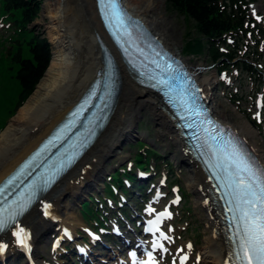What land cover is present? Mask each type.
I'll return each instance as SVG.
<instances>
[{
	"label": "bare ground",
	"instance_id": "bare-ground-1",
	"mask_svg": "<svg viewBox=\"0 0 264 264\" xmlns=\"http://www.w3.org/2000/svg\"><path fill=\"white\" fill-rule=\"evenodd\" d=\"M153 1L123 0L128 10L141 19L153 33H156L157 21L147 20V12L150 11ZM56 3L58 6L51 13V25L49 26L51 41L56 43L50 63L32 93L0 130V180L63 117L95 77L97 69L102 67V48L98 37L109 50H112L117 57L119 56L101 26L95 0H56ZM157 37L167 47H171L163 34L158 33ZM171 48L175 52H179L178 49ZM189 70L201 87V94L208 100L207 104L211 107L213 116L223 119L211 103L213 96L207 94L206 88L203 87L206 83H210L211 79L201 78L203 70L196 65H192ZM119 75V89L112 112L106 125L98 133L90 147L56 184L40 196L38 201L12 228L0 233V243L6 244L5 251L0 254V264H16V259L22 251L18 250L12 241L14 240L13 233L19 228H23L27 233V239L30 243L32 242L33 251V247L39 250V245L46 242L48 234L53 233L54 238L59 236L60 242H63L65 238L63 234L61 235V230L68 229L67 232L70 235L77 234V231L74 230L75 225L66 223V220L61 216V212H64L68 207L62 203L63 199L71 196L83 200L85 198L78 197L82 187H89L92 184L100 187L98 181L95 180L100 178L99 174L102 172L105 162L114 154L119 144L127 139L128 134H131L132 123L143 109H148L153 120L156 121L155 129L156 133L160 131L157 135L161 139V144L170 146L169 148L175 152L178 151L182 160L190 161L188 186L196 193L198 202L208 216L206 221L208 228H206L209 229V233L204 239L205 244L201 255L205 259L208 258L211 264H226L229 261V247L220 229L218 208L212 201L209 180L199 165L185 152L184 142L178 134V129L174 127L173 121L161 105L158 96L138 85L122 66L119 68ZM166 130L171 132L169 139L170 134ZM240 132L239 134L245 140V135L250 133L245 125ZM259 154L264 161V155ZM96 189L98 190V188ZM97 190L88 194L97 193ZM45 205L49 206L47 214H45ZM57 217L59 221H55L54 218ZM124 241L125 239L118 247L104 251H99L95 246H91L89 259L94 264H108L109 260L111 261L109 264H118L120 257L118 255L124 248ZM167 243L168 246L165 250L170 248L169 242ZM185 246V251L174 250L177 254L175 264H183L180 261V256L190 251L187 245ZM25 248H27L26 245ZM28 250L30 251L29 248ZM34 252H36L35 254L39 253V251ZM163 252L164 250L161 253ZM120 264H127V262L122 259Z\"/></svg>",
	"mask_w": 264,
	"mask_h": 264
},
{
	"label": "rangeland",
	"instance_id": "rangeland-1",
	"mask_svg": "<svg viewBox=\"0 0 264 264\" xmlns=\"http://www.w3.org/2000/svg\"><path fill=\"white\" fill-rule=\"evenodd\" d=\"M38 1L40 7L38 17L26 27L21 26L20 23L16 27L13 23V16L9 17V15L2 10L0 0V130L17 111L14 112V109L21 85L16 76L18 61H16L15 58L25 57L29 54L28 42L33 36H45L48 38L51 45V57L56 49V43L51 41V29L49 26L51 25V13L57 8L58 4L56 0ZM254 10H258L261 14L264 10V0H255L252 2L250 4V12ZM147 20L157 21L158 26L155 30V34H163L167 42L170 43L169 46L178 49L179 52L184 51V39L186 37V32L192 30V21L185 19L184 16L174 11L165 0L153 1L150 11L147 12ZM17 39L18 41H16ZM16 45L18 46V51L14 52ZM110 51L117 58L116 54L112 50ZM184 56L191 65H196L203 70L201 78L211 79V81L209 80L210 83H206L203 87L206 88L207 94L213 96L211 103L215 111L217 113L219 112L218 114L221 115L223 120L233 126L238 133H241L240 131L244 125L248 128L250 133L249 135H245L246 140L249 146L261 158L259 153L264 155V87L259 86L255 80L247 77V75L238 68H230L223 74L218 73L205 54ZM119 68H121L120 65ZM259 104L261 105L259 106ZM257 112H259V114H257ZM155 124L156 121L153 120L150 111L148 109H143L132 123L131 134H128L127 139H124L123 142L119 144L114 154L105 162L106 164L99 174L100 178L95 180L98 181L100 187H96L94 184L89 187H82L83 189L81 188L82 190H79L78 197L86 199L87 194L97 190L96 188H98V192H94L95 197L102 195V189L104 187L103 181L107 180V176L119 167L129 165L133 167L137 173H144L145 170L143 168H136L134 165V155L139 153L137 142L141 140L139 138H143L145 140L143 141L145 149L150 148L157 154L165 156L172 164L171 166L175 167L174 180L171 186L166 187L165 181L167 182L166 176L168 169H166L164 165H161L162 163L155 165L154 160H151L148 164V167L151 169L148 172V177H146V182H151L149 193L153 195L156 191H160L161 189L158 188L160 185V187H162V193L164 194L160 199V204H165L170 201L173 202L174 214L165 224L170 236L167 239L170 248L161 253L159 261L163 264H173L177 255L174 250L178 249L179 251V248H181L179 252L185 251V245H187L190 250L187 253L189 255L187 259L189 262L185 264H211L208 258L205 259L201 255L205 244L204 239L206 234L209 233V229H207L208 227L206 225L208 216L207 212L198 202L196 193L188 186L187 180L190 175V161L182 160L178 151L175 152L172 148H169L170 146L168 147L161 144V139L157 135L160 131L156 133ZM166 131L168 132V130ZM168 134H170V136H168L169 139L171 137V132H168ZM142 153L144 154L146 151L143 150ZM170 181L171 180H169V182ZM178 187L180 188L178 189ZM157 188L159 190H157ZM135 196L136 194L132 198L126 196L129 200H127L125 204L131 206V208H129L133 210H131L132 216H134L135 213H143L141 210L140 212L137 210V202L141 200L135 198ZM116 197H119V195ZM81 202L82 200L75 197H65L62 203L68 205V207L64 212H61V216L66 220V223L75 225L74 230L77 231V234H73L75 240L73 239V242L71 241L70 244L73 246L80 244L86 248L82 241L88 240L84 230L89 225L83 221L80 215L79 207ZM108 203L109 204H104V209L103 211L101 210V213H104L107 218L105 223H108L110 219L114 220L117 214L116 210L123 207V204L121 207L118 206L117 203L119 202L113 204L110 200ZM156 205L159 204L156 203ZM56 221H59L58 217ZM126 224L125 231H128L133 237L138 236V230L131 225L129 219ZM111 231L112 229L109 230V232ZM124 233L126 234V232ZM48 235L49 237L46 242L39 245V250L33 247L34 251H39V253L36 254L39 263L74 264L72 254H63L65 250L64 243L55 250L51 249L53 233ZM96 245L100 251L102 247L101 243L96 242ZM110 247L112 248V246ZM122 254V257L127 259L126 249H124ZM76 257H78V254ZM76 257L75 262L78 264ZM23 261V256L19 255L16 259V264H24ZM108 262L110 263L111 261L109 260Z\"/></svg>",
	"mask_w": 264,
	"mask_h": 264
},
{
	"label": "trees",
	"instance_id": "trees-1",
	"mask_svg": "<svg viewBox=\"0 0 264 264\" xmlns=\"http://www.w3.org/2000/svg\"><path fill=\"white\" fill-rule=\"evenodd\" d=\"M177 13L192 21V30L186 32L184 39L185 55H207L219 70H229L234 66L247 77L255 79L260 85L263 81V70L256 65L261 61L264 66V49L251 45L256 37L264 42V27L258 32L251 30L247 19L245 0H165ZM3 10L13 16L14 21L26 27L39 14L38 0H1ZM230 39V41H229ZM258 42L257 40L255 41ZM28 55L15 58L18 61L17 78L21 89L14 112L32 93L43 76L51 57V45L45 36H33L28 42ZM154 153L150 152V156ZM143 158V157H142ZM148 158V160H149ZM159 159V157H158ZM138 163L147 164V160L136 158ZM169 170L168 178L174 180L171 164L164 161ZM123 174H128L124 169ZM121 182L119 173L114 175ZM109 190V186L107 187ZM83 215L94 214L88 201L80 208Z\"/></svg>",
	"mask_w": 264,
	"mask_h": 264
},
{
	"label": "snow or ice",
	"instance_id": "snow-or-ice-1",
	"mask_svg": "<svg viewBox=\"0 0 264 264\" xmlns=\"http://www.w3.org/2000/svg\"><path fill=\"white\" fill-rule=\"evenodd\" d=\"M105 7L118 18L116 0H107ZM228 143L230 151L225 154L228 164L224 171L229 180L228 188L236 201V211L239 212L238 218L233 216L237 222L236 257L239 264H264V166L252 164L231 141ZM48 207L45 205V214ZM20 214L22 212L9 205H0V232L16 224ZM23 234V228L13 233L20 244L26 245L27 237ZM5 248L6 245L0 244V252Z\"/></svg>",
	"mask_w": 264,
	"mask_h": 264
}]
</instances>
